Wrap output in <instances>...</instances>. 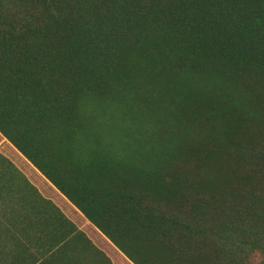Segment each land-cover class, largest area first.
Returning a JSON list of instances; mask_svg holds the SVG:
<instances>
[{"label": "trees", "instance_id": "1", "mask_svg": "<svg viewBox=\"0 0 264 264\" xmlns=\"http://www.w3.org/2000/svg\"><path fill=\"white\" fill-rule=\"evenodd\" d=\"M3 138L118 264H264V0H0Z\"/></svg>", "mask_w": 264, "mask_h": 264}, {"label": "crops", "instance_id": "2", "mask_svg": "<svg viewBox=\"0 0 264 264\" xmlns=\"http://www.w3.org/2000/svg\"><path fill=\"white\" fill-rule=\"evenodd\" d=\"M57 209L68 222L57 221ZM70 214L53 185L10 142L0 140V264H118L99 240L91 242L107 257L72 237V225H80L69 221Z\"/></svg>", "mask_w": 264, "mask_h": 264}]
</instances>
